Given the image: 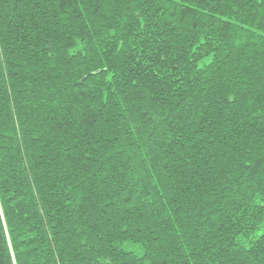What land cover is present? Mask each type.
<instances>
[{
    "label": "trees",
    "instance_id": "obj_1",
    "mask_svg": "<svg viewBox=\"0 0 264 264\" xmlns=\"http://www.w3.org/2000/svg\"><path fill=\"white\" fill-rule=\"evenodd\" d=\"M0 264H264V0H0Z\"/></svg>",
    "mask_w": 264,
    "mask_h": 264
},
{
    "label": "rangeland",
    "instance_id": "obj_2",
    "mask_svg": "<svg viewBox=\"0 0 264 264\" xmlns=\"http://www.w3.org/2000/svg\"><path fill=\"white\" fill-rule=\"evenodd\" d=\"M127 247H129L130 249H133V250H136V251H137V246L129 245V246H127Z\"/></svg>",
    "mask_w": 264,
    "mask_h": 264
}]
</instances>
